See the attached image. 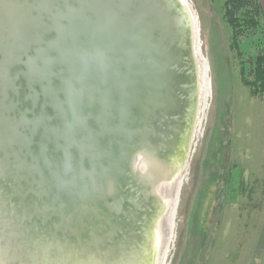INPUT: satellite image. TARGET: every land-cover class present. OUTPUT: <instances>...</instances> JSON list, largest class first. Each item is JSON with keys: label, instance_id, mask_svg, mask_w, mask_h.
<instances>
[{"label": "water", "instance_id": "obj_1", "mask_svg": "<svg viewBox=\"0 0 264 264\" xmlns=\"http://www.w3.org/2000/svg\"><path fill=\"white\" fill-rule=\"evenodd\" d=\"M194 23L180 0H0V264H155Z\"/></svg>", "mask_w": 264, "mask_h": 264}, {"label": "rangeland", "instance_id": "obj_2", "mask_svg": "<svg viewBox=\"0 0 264 264\" xmlns=\"http://www.w3.org/2000/svg\"><path fill=\"white\" fill-rule=\"evenodd\" d=\"M180 1L195 22L197 93L185 165L162 185L157 219L150 198L155 264H264V95L239 80L224 0Z\"/></svg>", "mask_w": 264, "mask_h": 264}, {"label": "trees", "instance_id": "obj_3", "mask_svg": "<svg viewBox=\"0 0 264 264\" xmlns=\"http://www.w3.org/2000/svg\"><path fill=\"white\" fill-rule=\"evenodd\" d=\"M223 19L231 29L228 48L239 59V80L248 96L259 100L264 95V9L261 0H224ZM242 44L253 50L245 52ZM240 184L241 192H244L248 184L243 181ZM261 186L264 188V183ZM232 191L237 192L234 188ZM249 191L251 186L248 194Z\"/></svg>", "mask_w": 264, "mask_h": 264}, {"label": "bare ground", "instance_id": "obj_4", "mask_svg": "<svg viewBox=\"0 0 264 264\" xmlns=\"http://www.w3.org/2000/svg\"><path fill=\"white\" fill-rule=\"evenodd\" d=\"M182 20H185V15L182 16Z\"/></svg>", "mask_w": 264, "mask_h": 264}]
</instances>
